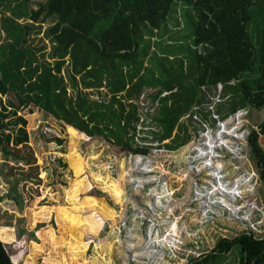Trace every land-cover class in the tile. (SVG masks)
I'll list each match as a JSON object with an SVG mask.
<instances>
[{
  "label": "trees",
  "instance_id": "16d2710c",
  "mask_svg": "<svg viewBox=\"0 0 264 264\" xmlns=\"http://www.w3.org/2000/svg\"><path fill=\"white\" fill-rule=\"evenodd\" d=\"M30 2L0 0V96L12 90L30 102V110L36 105V114L51 115L59 131L70 127L103 139L118 155L148 152L150 146L176 150L192 138L197 120L264 109V0ZM51 19L44 30L51 42L47 51L29 38ZM251 28L259 31L258 47ZM142 94L151 100L147 109L138 102ZM12 105L4 102L3 111L8 114ZM260 128L247 137L264 182V121ZM74 217L69 220L79 222ZM230 253L237 254V264H264V235L251 228L223 236L187 264H224ZM0 264H16L1 235Z\"/></svg>",
  "mask_w": 264,
  "mask_h": 264
},
{
  "label": "rangeland",
  "instance_id": "374dc122",
  "mask_svg": "<svg viewBox=\"0 0 264 264\" xmlns=\"http://www.w3.org/2000/svg\"><path fill=\"white\" fill-rule=\"evenodd\" d=\"M43 1L31 0L30 6ZM53 21L38 35L32 32L33 45L46 44L49 51L44 30ZM251 33L258 47L259 31L251 28ZM11 100L7 114L3 105ZM24 101L12 90L0 96V235L16 264H187L223 236L251 228L264 235V182L247 140L252 129L261 130L264 109L197 120L190 127L192 138L176 150L150 146L144 155H118L103 139L70 127L57 130L51 115L36 114L37 106L30 110ZM138 102L141 109L151 106L147 94ZM184 119L192 121L188 115ZM260 142L264 146V134ZM136 176L151 186L142 181L134 187ZM72 215L79 222L69 220ZM143 215L153 222L148 225ZM236 258L230 253L223 263L237 264Z\"/></svg>",
  "mask_w": 264,
  "mask_h": 264
},
{
  "label": "built area",
  "instance_id": "2783aa9c",
  "mask_svg": "<svg viewBox=\"0 0 264 264\" xmlns=\"http://www.w3.org/2000/svg\"><path fill=\"white\" fill-rule=\"evenodd\" d=\"M143 97H144V95H143ZM145 108V107H144ZM143 108V109H144ZM145 109H147V108H145ZM144 117L143 116H141V123L144 121ZM141 123L138 125V129H141V127H142V125H141ZM144 143V142H143ZM142 143V144H143ZM153 144H156V143H153ZM196 149L197 150H199L200 148L199 147H196ZM130 154V153H129ZM137 154H140V155H144L145 153H139V152H137ZM136 154V155H137ZM134 160H135V157H134ZM135 169L136 170H138L137 169V167H135ZM142 170H143V168H142ZM151 170H153V169H151ZM151 170L150 169H146V171H149V172H151ZM139 172H140V170H138ZM143 181V182H142ZM139 182H142L143 184H144V187L146 186V185H149V186H151V183H149V182H144V180L142 179V180H140L139 178H138V176H136V178H132L131 179V183L134 185V187H137V186H139L140 185V183ZM144 189V188H143ZM153 195V194H152ZM154 196V195H153ZM139 205L140 206H142V204L140 203V201H139ZM145 205H146V203H145ZM146 206H150L149 204H147ZM148 208H151V207H148ZM148 212H149V210H148ZM143 218H145L146 219V221L148 222V225L151 223V222H153V220L151 219V218H149V217H147L146 215H143L142 216ZM139 219L141 218L140 216L138 217ZM146 230H147V234H148V230L149 229H147V225H146ZM152 232H154V231H152ZM151 232V233H152ZM153 234V233H152ZM150 237V236H149ZM155 237V236H154ZM153 236H151V241H160V238L159 237H156V239L154 238ZM146 238H147V236H146Z\"/></svg>",
  "mask_w": 264,
  "mask_h": 264
},
{
  "label": "bare ground",
  "instance_id": "6f19581e",
  "mask_svg": "<svg viewBox=\"0 0 264 264\" xmlns=\"http://www.w3.org/2000/svg\"><path fill=\"white\" fill-rule=\"evenodd\" d=\"M71 130V129H70ZM70 132V131H69ZM222 136V135H221ZM72 138V137H71ZM224 140V139H223ZM248 140V139H247ZM218 141V140H217ZM224 145H225V143H224ZM240 145V144H239ZM224 148H225V146H224ZM200 150V149H199ZM239 151V150H238ZM242 152V151H241ZM243 153V152H242ZM93 156V155H92ZM240 158H242V157H240ZM216 159V158H215ZM229 159V158H228ZM215 176H216V174H215ZM218 176V175H217ZM100 179V178H99ZM153 182V181H152ZM222 186V185H221ZM209 190V189H208ZM225 191H227L228 192V194L230 195V196H232V197H234V199L236 200V197H235V195L234 194H232L233 192H229L227 189H225ZM119 192H121V190H119ZM235 194H237V192H234ZM221 194V193H220ZM214 195V194H213ZM237 196V195H236ZM209 198V197H208ZM239 199V198H238ZM231 201H234V200H232V199H230ZM236 202V201H235ZM221 204H222V206L223 207H227L226 206V202L225 203H222V202H220ZM237 203V202H236ZM211 204V203H210ZM236 205V204H235ZM256 206V205H255ZM231 208H232V206H231ZM240 208V207H239ZM228 210V209H227ZM232 210V209H231ZM240 210V209H239ZM257 210V209H256ZM255 221V220H254ZM158 243V242H157ZM156 243V244H157ZM158 247V246H157ZM145 249V248H144Z\"/></svg>",
  "mask_w": 264,
  "mask_h": 264
},
{
  "label": "crops",
  "instance_id": "0c3cea01",
  "mask_svg": "<svg viewBox=\"0 0 264 264\" xmlns=\"http://www.w3.org/2000/svg\"><path fill=\"white\" fill-rule=\"evenodd\" d=\"M125 250H126V249H125ZM125 250H122V252H124L123 255H122L123 257H124V255H125V253H126ZM117 253H119V252H118V251L115 252V254H117ZM119 255H120V253H119ZM115 258H116V260H118V261H119V259H120L119 256H115ZM117 264H119V263L117 262Z\"/></svg>",
  "mask_w": 264,
  "mask_h": 264
}]
</instances>
